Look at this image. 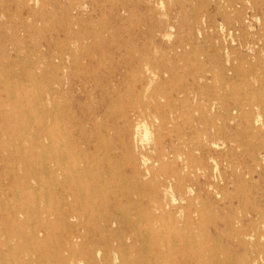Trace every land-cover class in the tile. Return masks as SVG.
Returning a JSON list of instances; mask_svg holds the SVG:
<instances>
[{"label": "rangeland", "instance_id": "374dc122", "mask_svg": "<svg viewBox=\"0 0 264 264\" xmlns=\"http://www.w3.org/2000/svg\"><path fill=\"white\" fill-rule=\"evenodd\" d=\"M238 1L28 0L25 3L21 0H0V256L5 258L3 262L0 259V264H85L79 259H84L87 249L101 250L108 264H127L128 261V264H264V228L253 230L254 227L249 226L254 223L252 215L264 217V112L260 101H255L256 98L264 99V0ZM83 4H89L90 7L76 13L75 8ZM122 64L127 67L120 70L119 65ZM117 70L119 72L115 73ZM215 71H219V74ZM19 89L27 93L29 103L18 98L16 91ZM10 90H13L14 96ZM113 105L114 108L116 105L119 107L116 106L114 110ZM251 108L255 119L245 117ZM44 109L42 114L41 110ZM28 110L32 113L31 121L26 115ZM134 110L142 114V122L140 128L135 129V150L132 149V156L125 142L126 130L132 125ZM96 111L92 117L91 114ZM52 112L53 115L50 114ZM3 116H6L5 119ZM41 118H45L49 134L54 132L55 136L44 138L40 130ZM194 129L199 132L197 141L204 147L192 161L201 170L198 185L189 194L190 199L164 197L158 193L159 190L150 189L148 185L139 187L133 179H126L128 182L125 180V176L131 174L129 166L134 160L137 164L144 156L152 161H157L164 154L172 156L174 150L184 149L182 137L187 142L191 141L190 133ZM89 135L96 138L95 149L90 146V142V145L86 143L90 140ZM99 137L101 140H98ZM90 147L96 151L93 160L90 158ZM55 156L63 158V163L57 164L53 159ZM103 156L105 159L101 158ZM91 165L104 171L106 186L103 188L90 187L86 174ZM69 171L74 172V179L65 176ZM124 191L131 195L120 196ZM70 214L75 217L74 220ZM8 217H11V222ZM152 222L156 225L153 226ZM231 222L233 225L237 222L235 226L242 227L246 224L243 228L246 231L249 229L247 232H250L251 237H238V230L231 227ZM15 224L22 228L19 230ZM69 227L78 235H84L85 242L73 246L65 253L69 254L67 261L61 262L54 250L62 247V241H67L63 229L69 233ZM31 229L46 232L47 236L37 240L32 237L27 242L26 236ZM28 246L34 248V255L39 254V247L45 250V261L37 262L36 256H33L29 262L26 252L31 249ZM100 258L91 260L89 264H103ZM251 259H254L253 262ZM107 263L104 261V264Z\"/></svg>", "mask_w": 264, "mask_h": 264}, {"label": "bare ground", "instance_id": "6f19581e", "mask_svg": "<svg viewBox=\"0 0 264 264\" xmlns=\"http://www.w3.org/2000/svg\"><path fill=\"white\" fill-rule=\"evenodd\" d=\"M21 1H23V2H27L28 0H21ZM57 1V0H56ZM73 1V0H72ZM150 1V0H149ZM207 1V0H206ZM238 1V0H237ZM242 1V0H241ZM35 2V1H34ZM210 2V1H209ZM218 2V1H217ZM232 1H230V3H231ZM239 2V1H238ZM208 3V2H207ZM222 3V2H221ZM229 3V2H228ZM156 4V3H155ZM214 4H215V2H214ZM219 4V3H218ZM42 4H40V6H41ZM195 5V4H194ZM225 5V4H224ZM259 5H261V4H259ZM1 6V5H0ZM17 6V5H16ZM40 6H39V8H40ZM87 6H89V4H83L82 6H79V7H76L75 8V10H76V13H78L80 10H82L83 8H86ZM219 6H220V4H219ZM226 6V5H225ZM230 6V5H229ZM262 6V5H261ZM90 7V6H89ZM196 7V6H195ZM227 7V6H226ZM12 8V7H11ZM39 8H38V10H39ZM42 8V7H41ZM44 8V7H43ZM221 8V7H220ZM53 9L54 8H52V11H53ZM150 9V8H149ZM229 9V8H228ZM262 9V8H261ZM45 10V9H44ZM43 10V11H44ZM47 10H48V8H47ZM63 10V9H62ZM137 10V9H136ZM199 10H200V8H199ZM37 11V10H36ZM230 11H231V9H230ZM234 11H235V9H234ZM224 12H225V8H224ZM223 12V13H224ZM232 12V11H231ZM241 12V11H240ZM38 13H40V11L38 12ZM44 13V12H43ZM47 13H49V11L47 12ZM202 13V12H201ZM210 13V12H209ZM229 12L227 11V14H228ZM245 13H246V11H245ZM91 15H92V13H90ZM139 14H140V11H139ZM142 14V13H141ZM198 14V13H197ZM220 14V13H219ZM50 15V14H49ZM115 15V14H114ZM201 15V14H200ZM199 15V16H200ZM229 15V14H228ZM240 15V14H239ZM263 15V14H262ZM28 16V15H27ZM36 16V15H35ZM166 16V15H165ZM230 16V15H229ZM236 16V15H235ZM237 16H238V14H237ZM242 16V15H241ZM49 17V16H48ZM122 17V16H121ZM262 17V16H261ZM245 18V17H244ZM247 18V17H246ZM227 20H228V18H226ZM233 19V18H232ZM262 19V18H261ZM103 20V19H102ZM236 20V19H235ZM242 20H244L243 18H242ZM20 21V20H19ZM67 22V21H66ZM201 22V21H200ZM233 22V21H232ZM235 22V21H234ZM233 22V23H234ZM26 23V22H25ZM64 23V22H63ZM89 23V22H88ZM101 23H102V21H101ZM100 23V24H101ZM168 23V22H167ZM193 23V22H192ZM214 23V22H213ZM217 23V22H216ZM231 23V22H230ZM232 23V25H234ZM244 23V22H243ZM264 23V22H263ZM4 24V23H3ZM6 24V23H5ZM24 24V23H23ZM91 24V26H93L92 25V23H90ZM99 24V23H98ZM262 24V23H261ZM65 25V24H64ZM83 25H84V23H83ZM96 25V24H95ZM103 25H104V23H103ZM227 25V24H226ZM264 25V24H263ZM97 26V25H96ZM210 26V25H209ZM216 26H218L217 24H216ZM235 26V25H234ZM4 27V26H3ZM34 27V26H33ZM169 27H171V26H169ZM246 27V26H245ZM260 27V26H259ZM4 29V28H3ZM38 29V28H37ZM99 29V28H98ZM216 29V28H215ZM214 29V30H215ZM223 29V28H222ZM233 29H234V27H233ZM170 30V29H169ZM203 30V29H202ZM221 30V29H220ZM244 30V29H243ZM260 30V29H259ZM101 31V30H100ZM99 31V32H100ZM210 31V30H209ZM99 32H98V36H99ZM220 32V31H219ZM222 32V31H221ZM244 32V31H243ZM247 31H245V33H246ZM90 33V32H89ZM101 33H102V31H101ZM210 33V32H209ZM231 33H232V31H231ZM235 34V33H234ZM264 34V33H263ZM84 35V34H83ZM163 35V34H162ZM169 35V34H168ZM246 35H247V33H246ZM101 36V35H100ZM114 36H116V35H114ZM206 36H207V34H206ZM97 38H99V37H97ZM135 38H136V35H135ZM260 38V37H259ZM83 39V38H82ZM189 39V38H188ZM105 40V39H104ZM169 40V39H168ZM229 40H230V38H229ZM233 40V39H232ZM60 41V40H59ZM198 41V40H197ZM220 41V40H219ZM231 41V40H230ZM84 42V41H83ZM83 42H81L82 44H83ZM101 42V41H100ZM144 43V42H143ZM215 43H216V41H215ZM230 43V42H229ZM7 44V43H6ZM92 44V43H91ZM225 44V43H224ZM25 45V44H24ZM93 45H94V43H93ZM101 45V44H100ZM215 45V44H214ZM221 45V44H220ZM233 45V44H232ZM240 45V44H239ZM238 45V46H239ZM6 46V45H5ZM16 46H18L17 44H16ZM158 46V45H157ZM207 46V45H206ZM149 47H150V45H149ZM222 47V46H221ZM241 47V46H240ZM83 48V47H82ZM159 48V47H158ZM220 48V47H219ZM6 49V48H5ZM81 49V48H80ZM160 49V48H159ZM194 49V48H193ZM196 49V48H195ZM222 49V48H221ZM227 49V48H226ZM235 49V48H234ZM241 49V48H240ZM261 49V48H260ZM168 50V49H167ZM218 50H220V49H218ZM231 50V49H230ZM19 51V50H18ZM166 51V50H165ZM27 52V51H26ZM26 52H25V54H26ZM204 52V51H203ZM219 52H221V51H219ZM240 52V51H239ZM16 53V52H15ZM22 53V52H21ZM233 53V52H232ZM235 53H237V52H235ZM8 54V53H7ZM62 54V53H61ZM217 54V53H216ZM215 54V55H216ZM250 54V53H249ZM18 55H19V53H18ZM36 55V54H35ZM64 55V54H63ZM227 55V54H226ZM239 55H240V53H239ZM245 55V54H244ZM246 55H248L247 54V52H246ZM258 55H259V53H258ZM128 56V55H127ZM229 56V55H228ZM218 57V56H217ZM258 57V56H257ZM260 57V56H259ZM20 58V57H19ZM39 58V57H38ZM208 58V57H207ZM216 58V57H215ZM242 58L243 57H241V59L240 60H242ZM262 58V57H261ZM21 59V58H20ZM27 59V58H26ZM217 59V58H216ZM246 60H247V58H245ZM244 59V60H245ZM18 60V59H17ZM29 60V59H28ZM53 60H55V59H53ZM78 60V59H77ZM219 60H221V58H219ZM240 60H237V61H240ZM19 61H21V60H19ZM232 61V60H231ZM255 61V60H254ZM15 62H17L18 63V61H15ZM59 62H61V60L59 61ZM220 62V61H219ZM222 62V61H221ZM245 62V61H244ZM250 62V61H249ZM258 62V61H257ZM20 63H22V61L20 62ZM20 63H19V65H20ZM41 63H42V61H41ZM235 63V62H234ZM205 64V63H204ZM211 64V63H210ZM213 64V63H212ZM220 64H222V63H220ZM240 64H241V62H240ZM243 64V63H242ZM251 64H252V62H251ZM250 64V65H251ZM26 65V64H25ZM146 65V64H145ZM150 65V64H149ZM237 65V64H236ZM244 65V64H243ZM247 65H248V63H247ZM249 65V66H250ZM263 65V64H262ZM21 66V65H20ZM50 66V65H49ZM110 66H112V65H110ZM147 66V65H146ZM222 66V65H221ZM234 66H235V64H234ZM248 66V67H249ZM258 66H259V62H258ZM264 66V65H263ZM15 67V66H14ZM18 67V66H17ZM22 67V66H21ZM127 67V65L126 64H122V65H119V68H120V70L121 69H123V68H126ZM134 67H135V64H134ZM220 67V66H219ZM237 67V66H236ZM254 67V66H253ZM141 68V67H140ZM221 68V67H220ZM256 68H257V65H256ZM22 69V68H21ZM142 69V68H141ZM215 69V68H214ZM214 69H213V71H214ZM224 69H225V67H224ZM236 69V68H235ZM240 69V68H239ZM245 69V68H244ZM250 69H251V67H250ZM250 69H248L249 71H251ZM35 70V69H34ZM223 70V69H222ZM226 70V69H225ZM228 70H230V69H228ZM233 70V69H232ZM241 70V69H240ZM247 70V71H248ZM255 70V69H254ZM258 70V69H257ZM260 70H261V67H260ZM12 71V70H11ZM33 71V70H32ZM99 71V70H98ZM116 71V70H115ZM136 71V70H135ZM246 71V72H247ZM248 71V72H249ZM259 71V70H258ZM261 71H263V70H261ZM13 72V71H12ZM35 72H36V70H35ZM119 72V70H117V72H115V73H118ZM219 71H215V73H218ZM234 72V71H233ZM257 72V71H256ZM34 73V72H33ZM37 73V72H36ZM55 73V72H54ZM99 73V72H98ZM224 73V72H223ZM242 73V72H241ZM23 74V73H22ZM114 74V73H113ZM219 74V73H218ZM226 74H227V72H226ZM250 74H252V73H250ZM254 74V73H253ZM259 74H261L260 72H259ZM37 75H38V73H37ZM50 75V74H49ZM110 75V74H109ZM223 75V74H222ZM237 75V74H236ZM246 75H248V73L246 74ZM258 75V74H257ZM217 76V75H216ZM223 76H225V75H223ZM242 76V75H241ZM245 76V75H244ZM260 76V75H259ZM21 77V76H20ZM24 77H26L25 75H24ZM45 77V76H44ZM202 77H204V76H202ZM237 77H238V75H237ZM236 77V78H237ZM240 77V76H239ZM262 77H264V76H262ZM62 78V77H61ZM245 78V77H244ZM29 79V78H28ZM27 79V80H28ZM223 79V78H222ZM239 79V78H238ZM26 80V81H27ZM37 80H38V78H37ZM138 80V79H137ZM243 80V79H242ZM261 80V79H260ZM263 80V79H262ZM25 81V82H26ZM47 81V80H46ZM226 81V80H225ZM228 81V80H227ZM252 81H253V79H252ZM32 82V81H31ZM96 82V81H95ZM94 82V83H95ZM132 82V81H131ZM235 82V81H234ZM245 82H246V80H245ZM259 82V81H258ZM263 82V81H262ZM33 83V82H32ZM224 83V82H223ZM233 83V82H232ZM248 82H246V84H247ZM24 84H26V83H24ZM54 84V83H53ZM228 84H229V82H228ZM231 85V84H230ZM238 85V84H237ZM248 85V84H247ZM263 85H264V83H263ZM53 86V85H52ZM56 86V85H55ZM60 87H61V84L59 85ZM66 86V85H65ZM134 86V85H133ZM164 86V85H163ZM223 86H224V84H223ZM222 86V87H223ZM242 86V85H241ZM253 86V85H252ZM261 86V85H260ZM11 87H13V84H12V86ZM112 87V86H111ZM232 87V86H231ZM44 88V87H43ZM248 88H250V87H248ZM255 87H253V89H254ZM258 88V87H257ZM262 88H263V86H262ZM14 89V88H13ZM62 89V88H61ZM115 89V88H114ZM142 89V88H141ZM144 89V88H143ZM223 89H225V87L223 88ZM235 89V88H234ZM243 89V88H242ZM264 89V88H263ZM47 90V89H46ZM57 90V89H56ZM55 90V91H56ZM60 90V89H59ZM91 90V89H90ZM188 90V89H187ZM237 90V89H236ZM240 90V89H239ZM11 91V90H10ZM13 91V90H12ZM10 92L11 93V95L12 96H14V92ZM101 91V90H100ZM142 91V90H141ZM226 91V90H225ZM231 91V90H230ZM261 91V90H260ZM264 91V90H263ZM262 91V92H263ZM49 92V91H48ZM48 92H46V93H48ZM43 93H44V91H43ZM101 93V92H100ZM128 93V92H127ZM261 93V92H260ZM16 94H17V96H18V98H20L21 99V101H23V102H26V103H29L30 102V99H29V97H28V95H27V93H25L24 92V90H22V89H19L18 91H16ZM229 94H231V93H229ZM31 95V94H30ZM58 95V94H57ZM114 95V94H113ZM32 96V95H31ZM44 96V95H43ZM15 97H16V95H15ZM36 97V96H35ZM45 97V96H44ZM60 97V96H59ZM116 97V96H115ZM131 97V96H130ZM133 97V96H132ZM141 97H142V95H141ZM146 97V96H145ZM158 97V96H157ZM260 97H261V95H260ZM43 98V97H42ZM254 98V97H253ZM37 99V98H36ZM49 99V98H48ZM66 99V98H65ZM158 99V98H157ZM181 99V98H180ZM14 100V99H13ZM33 100H34V98H33ZM32 100V101H33ZM43 100V99H42ZM53 100V99H52ZM61 100H64V99H61ZM229 100V99H228ZM233 100H234V98H233ZM38 101V100H37ZM40 101V100H39ZM38 101V102H39ZM111 101V100H110ZM223 101V100H222ZM255 101H260L259 103H261V108L263 109V112H264V99H255ZM36 102V101H35ZM53 102V101H52ZM64 102V101H63ZM116 102H118V101H116ZM116 102H114V104L116 103ZM120 102V101H119ZM118 102V103H119ZM143 102V101H142ZM219 102H221V101H219ZM46 103H48V101L46 102ZM122 103V102H121ZM221 103H223V102H221ZM248 103V102H247ZM51 104H53V103H51ZM59 104V103H58ZM66 104V103H65ZM110 104V103H109ZM117 104V103H116ZM131 104H133V103H131ZM137 104V103H136ZM236 104V103H235ZM257 104V103H256ZM35 105V104H34ZM54 105V104H53ZM122 106L124 105V104H121ZM125 105H126V103H125ZM124 105V106H125ZM139 105V104H138ZM234 105V104H233ZM241 105V104H240ZM19 106V105H18ZM92 106V105H91ZM117 106V105H116ZM116 106H115V108H116ZM35 107V106H34ZM117 107H119V106H117ZM27 108V107H26ZM38 108H40V107H38ZM38 108H37V110H38ZM47 108V107H46ZM62 108V107H61ZM113 108H114V105H113ZM114 108V110H116ZM67 109V108H66ZM92 109V108H91ZM72 110V109H71ZM71 110L69 111L68 110V112H71ZM109 110H111V109H109ZM176 110V109H175ZM44 111H45V109L44 110H41V113L43 114L44 113ZM65 111H67V110H65ZM145 111V110H144ZM181 111V110H180ZM249 112H247L246 113V115H245V117H247L248 119H255V115H254V113H253V111H252V108L251 109H249L248 110ZM22 112V111H21ZM20 112V116L22 115V113ZM36 112V111H35ZM107 112V111H106ZM117 112H119V111H117ZM128 112V111H127ZM140 112V111H139ZM233 112H235V110L233 111ZM39 113V112H38ZM58 113V112H57ZM63 113V112H62ZM96 113H97V111L96 112H93L92 114H91V116L92 117H94L95 115H96ZM109 113H111V112H109ZM169 113V112H168ZM183 113H185V112H183ZM222 113V112H221ZM50 114H52L53 115V112L52 113H50ZM60 114V113H59ZM67 114V113H66ZM66 114H64V115H66ZM107 114V113H106ZM118 114H120V113H118ZM124 114H125V111H124ZM26 115H27V117H29V119H30V121H31V118H33L32 117V113H31V110H28L27 112H26ZM37 115V114H36ZM141 115L142 114H140V113H137V111L135 112V110H134V113L132 114V125L131 126H129L130 128L129 129H127L126 130V135H127V140H126V142H125V145L127 146V147H129L130 149H131V151H130V153L132 154V156L134 155V147H135V137H136V134H135V129H136V127L139 129L140 127H139V125L141 124V120H140V118H141ZM172 115V114H171ZM230 115V114H229ZM260 115V114H259ZM61 116V115H60ZM59 116V117H60ZM63 116V115H62ZM72 116V115H71ZM105 116V115H104ZM108 116V115H107ZM106 116V117H107ZM111 117H113V115H110ZM165 116V115H164ZM194 116V115H193ZM231 116V115H230ZM5 117L6 116H3V118L5 119ZM49 117V116H48ZM47 117V118H48ZM91 117V118H92ZM102 117V116H101ZM128 117V116H127ZM90 118V117H89ZM88 118V119H89ZM227 118H229V116L227 117ZM45 119V118H44ZM44 119L43 118H41V122H40V130L42 131V133L44 134V138H46V139H48L50 136H52V135H54V132L50 135L49 134V131H50V129L47 127V125H46V123H45V121H44ZM108 119V118H107ZM187 119V118H186ZM233 119V118H232ZM231 119V120H232ZM7 120V119H6ZM112 120H114L113 118H112ZM117 120V119H116ZM146 120V119H145ZM155 120V119H154ZM229 120H230V118H229ZM22 121V120H21ZM96 121H97V119H96ZM101 121H102V119H101ZM104 121H105V119H104ZM123 121V120H122ZM148 121V120H147ZM223 121V120H222ZM136 122V123H135ZM232 122H233V120H232ZM244 122H245V120H244ZM253 122H255V121H253ZM50 123V122H49ZM97 123H98V121H97ZM103 123H105V122H103ZM122 123H124V122H122ZM236 123V122H235ZM246 123V122H245ZM258 123V122H257ZM144 124V123H143ZM157 124H159V123H157ZM248 124H249V122H248ZM29 125H30V123H29ZM50 125V124H49ZM98 125V124H97ZM104 125V124H103ZM119 125V124H118ZM122 125H124V124H122ZM251 125V124H250ZM253 125V124H252ZM262 125V124H261ZM105 126V125H104ZM103 126V127H104ZM154 126V125H153ZM260 126V125H259ZM258 126V127H259ZM82 127H83V125H82ZM100 127V126H99ZM124 127V126H123ZM122 127V128H123ZM162 128L164 127V126H161ZM252 127V126H251ZM257 127V128H258ZM261 127V126H260ZM22 128V127H21ZM28 128V127H27ZM27 128H26V130H27ZM105 128H107V127H105ZM119 128V127H118ZM121 128V130H123ZM161 128V129H162ZM236 128V127H235ZM238 128V127H237ZM245 128V127H244ZM250 128V127H249ZM256 128V129H257ZM102 129V128H101ZM110 129H111V127H110ZM149 129V128H148ZM158 129V128H157ZM164 129V128H163ZM163 129H162V131H163ZM255 129V130H256ZM49 130V131H48ZM89 130V129H88ZM95 130V129H94ZM108 130V129H107ZM224 130V129H223ZM258 130V129H257ZM263 130V129H262ZM149 131V130H148ZM168 131V130H167ZM230 131V130H229ZM228 131V132H229ZM260 131V130H259ZM259 131H257L258 132V134H259ZM92 132V131H91ZM120 132V131H119ZM262 132V131H261ZM25 133V132H24ZM198 130L196 129H194L191 133H190V139L189 140H191L190 142H187L186 141V138L185 137H182L181 139L183 140V147H184V149L183 150H174L173 152H172V156L171 155H169V154H164L163 155V157L162 158H159L157 161H152V160H150V158H148V157H145L144 155V157H142V159L141 160H139V162H136L137 164H135V160L133 161V163L129 166L130 167V176H125V180L126 179H133L135 182V184H136V186H139V187H145V185H148V187L150 188V189H155V190H159V192L158 193H160V194H162L164 197H169V196H171V197H175V196H180L181 198H182V200H188V199H190L189 197V194L190 193H193V191H194V189H193V187L196 185H198V181H197V179H198V177H199V171L201 170V167H198V166H196V165H194V163H192V161H193V158H196L197 157V154L199 153V152H201V150H202V148L204 147H202L201 146V144L199 143V141H197V139H198ZM239 133V132H238ZM84 134V133H83ZM90 134V133H89ZM107 134H109V133H107ZM261 134V133H260ZM24 135H26V134H24ZM32 135V134H31ZM57 135H59V133L57 134ZM63 135H65V134H63ZM70 135V134H69ZM4 136V135H3ZM55 136V135H54ZM98 136V135H97ZM121 136V135H120ZM184 136V135H183ZM224 136V135H223ZM254 136V135H253ZM261 136V135H260ZM260 136H259V139H260ZM262 136H264V135H262ZM11 137V136H10ZM28 137V136H27ZM62 137V136H61ZM119 137V136H118ZM139 137V136H138ZM236 137H237V135H236ZM12 138V137H11ZM34 138V137H33ZM32 138V139H33ZM56 138V137H55ZM89 138H90V140H88V142H86V143H88L89 144V142H90V146H92L94 149H95V147H96V144L94 145V141L96 142V138L94 139V137L93 136H90L89 135ZM123 138H124V136H123ZM14 139V138H13ZM35 139V138H34ZM40 139V138H39ZM39 139L37 140V141H39ZM87 139V138H86ZM147 139V138H146ZM238 139V138H237ZM240 139V138H239ZM259 139H258V141H259ZM16 140V139H15ZM18 140V139H17ZM66 140V139H65ZM98 140H101L100 139V137H99V139ZM124 140V139H123ZM172 140V139H171ZM241 140V139H240ZM252 140H254L253 138H252ZM20 141V140H19ZM18 141V142H19ZM106 141V140H105ZM111 141V140H110ZM115 141V140H114ZM249 141V140H248ZM263 141V140H262ZM20 142H22V141H20ZM34 142V141H33ZM40 142V141H39ZM59 142H61L62 143V141H59ZM109 142V141H108ZM113 142V141H112ZM16 143V142H15ZM105 143V142H104ZM162 143V142H161ZM180 143V142H179ZM248 143V142H247ZM253 143V142H252ZM263 143V142H262ZM19 144V143H18ZM18 144H16V146L18 145ZM49 144V143H48ZM82 144V143H81ZM108 144V143H107ZM111 144V143H110ZM117 144V143H116ZM190 144H192V145H190ZM205 144V143H204ZM243 144V143H242ZM246 144V143H245ZM259 144H260V141H259ZM258 144V145H259ZM12 145H13V142H12ZM47 145V144H46ZM50 145V144H49ZM98 145H101L102 146V144H98ZM114 145V144H113ZM252 145V144H251ZM258 145L257 146H255V147H258ZM21 146V145H20ZM27 146V145H26ZM37 146H39L38 144H37ZM57 146H58V143H57ZM111 146H112V144H111ZM110 146V147H111ZM119 146V145H118ZM117 146V147H118ZM148 146V145H147ZM211 146V145H210ZM243 146H244V144H243ZM260 146V145H259ZM13 147V146H12ZM22 147V146H21ZM62 147V146H61ZM86 147V146H85ZM107 147H109L108 145H107ZM107 147H106V151H107ZM114 147V146H113ZM121 147V146H120ZM123 147H124V145H123ZM224 147V146H223ZM253 147H254V145H253ZM253 147H251V148H253ZM53 148V147H52ZM51 148V149H52ZM56 148V147H55ZM67 147H65V149H66ZM80 148V147H79ZM88 149H89V147H87ZM91 148V147H90ZM93 148H91V151H90V158H92V160L94 159V155L96 154V151L94 152V149ZM112 148V147H111ZM115 148V147H114ZM162 148V147H161ZM208 148H209V146H208ZM15 149V148H14ZM42 149V148H41ZM97 150H98V148H96ZM109 149V148H108ZM117 149V148H116ZM125 149V148H124ZM123 149V150H124ZM132 149H134L133 151H132ZM231 149V148H230ZM254 149V148H253ZM33 150V149H32ZM57 150V149H56ZM80 150V149H79ZM120 150V149H119ZM122 150V149H121ZM209 150H210V148H209ZM242 150V149H241ZM245 150V149H244ZM247 150V149H246ZM255 150V149H254ZM52 151V150H51ZM67 151V150H66ZM75 151V150H74ZM85 151V150H84ZM110 151V150H109ZM112 151V150H111ZM41 152V151H40ZM46 152V151H45ZM53 152V151H52ZM51 152V153H52ZM88 152V151H87ZM121 152V151H120ZM125 152V151H124ZM160 152V151H159ZM221 152V151H220ZM8 153V152H7ZM18 153V152H17ZM22 153H23V151H22ZM27 153H28V151H27ZM32 153H34V152H32ZM42 153V152H41ZM44 153V152H43ZM50 153V154H51ZM81 153V152H80ZM107 153H108V151H107ZM111 153V152H110ZM127 153V152H126ZM125 153V154H126ZM166 153V152H165ZM230 153V152H229ZM228 153V154H229ZM20 154V153H19ZM66 154V153H65ZM77 154V153H76ZM75 154V155H76ZM81 154H83V153H81ZM100 154H101V152H100ZM109 154V153H108ZM122 154V153H121ZM227 154V155H228ZM248 154V153H247ZM254 154V153H253ZM28 155V154H27ZM31 155V154H30ZM45 155V154H44ZM58 155H59V151H58ZM111 155H113V154H111ZM248 155H250V153L248 154ZM21 156H22V154H21ZM79 156H81V155H79ZM78 156V157H79ZM114 156V155H113ZM126 157H127V154L125 155ZM242 156V155H241ZM256 156H258V155H256ZM17 157V156H16ZM15 157V158H16ZM35 157V156H34ZM53 157V156H52ZM70 157V156H69ZM97 157V156H96ZM110 157V156H109ZM122 157V156H121ZM124 157V156H123ZM253 157V156H252ZM260 157V156H259ZM8 158V157H7ZM21 158H23V157H21ZM73 158V157H72ZM101 158H104L105 159V157L103 156V157H101ZM100 158V159H101ZM115 158V157H114ZM24 159V158H23ZM46 159H47V157H46ZM54 160H55V162L57 163V164H60L64 159L63 158H60V157H56L55 156V158H53ZM111 159V158H110ZM121 159V158H120ZM127 159V158H126ZM130 159V158H129ZM249 159V158H248ZM250 159H251V157H250ZM113 160H115V159H113ZM119 160V159H118ZM133 160V159H132ZM131 160V161H132ZM252 160V159H251ZM88 161V160H87ZM125 161V160H124ZM179 161L181 162L180 164H179ZM261 161V160H260ZM11 162V161H10ZM13 162V161H12ZM36 162H38V161H36ZM48 162V161H47ZM54 162V163H55ZM90 162V161H89ZM92 162V161H91ZM90 162V163H91ZM102 162V161H101ZM100 162V163H101ZM111 162H115V161H111ZM243 162H245V161H243ZM252 162H253V160H252ZM6 163V162H5ZM44 163V162H43ZM63 163V162H62ZM61 163V164H62ZM68 163H69V161H68ZM68 163H67V165H68ZM88 163V162H87ZM121 163V162H120ZM261 163H263V162H261ZM8 164V163H7ZM13 164H15V163H13ZM70 164V163H69ZM112 164V163H111ZM125 164V163H124ZM175 165V166H173V168H169V167H167L168 165L170 166V165ZM255 164V163H254ZM6 165V164H5ZM46 165V164H45ZM45 165H43V167L45 166ZM55 165V164H54ZM86 165V164H85ZM104 165V164H103ZM113 165V164H112ZM117 165V164H116ZM123 165V164H122ZM157 165H159V166H157ZM247 165V164H246ZM16 166V165H15ZM53 166V165H52ZM63 166V165H62ZM65 166V165H64ZM83 166H84V164H83ZM82 166V167H83ZM161 166V167H160ZM206 166V165H205ZM49 167V166H48ZM67 167V166H66ZM68 167H69V165H68ZM116 167V166H115ZM157 167H158V171H157ZM217 167V166H216ZM215 167V168H216ZM255 167V166H254ZM5 168V167H4ZM23 168V167H22ZM77 168V167H76ZM97 169H95L94 168V166H89V169H88V171H87V177H88V183H89V185H90V187L92 188V189H94L95 187L96 188H103L104 186H106V183H105V180H104V171L102 172V171H100V168L98 169V167H96ZM114 168V167H113ZM167 170H166V169ZM214 168V169H215ZM43 169V168H42ZM213 169V170H214ZM217 169V168H216ZM62 170H63V168H62ZM65 170V169H64ZM113 170V169H112ZM118 170V169H117ZM121 170V169H120ZM242 170V169H241ZM81 171V170H80ZM79 171V172H80ZM83 171V170H82ZM115 171V170H114ZM122 171H124V170H122ZM160 171H162V173H160ZM205 171V170H204ZM74 172H76V169H75V171ZM73 172V173H74ZM216 172V171H215ZM251 172H252V169H251ZM73 173L71 172V171H69L68 173H67V175H65V176H67V178L68 179H74V176H73ZM81 173V172H80ZM241 173V172H240ZM12 174H13V172H12ZM35 174V173H34ZM33 174V175H34ZM62 174H64V173H62ZM83 174V173H82ZM57 175V174H56ZM124 175V174H123ZM249 175H250V173H249ZM260 175V174H259ZM258 175V176H259ZM22 176H24V175H22ZM60 176V175H59ZM58 176V177H59ZM76 176V175H75ZM104 176V177H103ZM232 176V175H231ZM235 176V175H234ZM244 176V178H245V175H243ZM242 176V177H243ZM52 177H54L55 178V176H52ZM86 177V178H87ZM240 177V176H239ZM2 178V177H1ZM38 178V177H37ZM61 179L63 178V177H60ZM76 178H77V176H76ZM118 178V177H117ZM216 178V177H215ZM248 178V177H247ZM58 179V178H57ZM60 180V179H59ZM83 180V179H82ZM121 180H123L122 178H121ZM242 179H240L239 181H241ZM28 181V180H27ZM38 181V180H37ZM45 181V180H44ZM61 181V180H60ZM127 181V180H126ZM130 181V180H129ZM147 181V182H146ZM244 181V180H243ZM252 181V180H251ZM128 182V181H127ZM208 182H209V179H208ZM66 183V182H65ZM26 184V183H25ZM42 184V183H41ZM76 184H77V182H76ZM205 184V183H204ZM203 184V185H204ZM236 184V183H235ZM240 184V183H239ZM252 184V183H251ZM4 185V184H3ZM10 185V184H9ZM20 184H18V186H19ZM29 185V184H28ZM45 185V184H44ZM65 185V184H64ZM216 185V184H215ZM249 184H247V186H248ZM38 186V185H37ZM39 186H41V185H39ZM113 186H114V184H113ZM113 186H110V187H113ZM125 186V185H124ZM218 186V185H217ZM229 186V185H228ZM34 187V186H33ZM36 187V186H35ZM79 187H80V185H79ZM82 187V186H81ZM118 187V186H117ZM213 187V186H212ZM212 187H210V188H212ZM237 187H238V182H237ZM244 187V186H243ZM1 188V187H0ZM11 188V187H10ZM20 188V187H19ZM43 188V187H42ZM200 188V187H199ZM207 188V187H206ZM255 188V187H254ZM259 188V187H258ZM15 189V188H14ZM25 189V188H24ZM53 189V188H52ZM132 189V188H131ZM228 189V188H227ZM226 189V190H227ZM238 189V188H237ZM240 189V188H239ZM243 189V188H242ZM247 189H248V187H247ZM257 189V188H256ZM5 190H7V189H5ZM12 189H10V191H11ZM37 190H38V188H37ZM44 190V189H43ZM45 190H46V188H45ZM70 190H72V188L70 189ZM69 190V191H70ZM139 190H140V188H139ZM221 190V189H220ZM241 190V189H240ZM18 190L16 189V192H17ZM68 191V192H69ZM146 191V190H145ZM262 191V190H261ZM8 192V191H7ZM42 192V191H41ZM43 192H45L46 193V191H43ZM52 192V191H51ZM110 192V191H109ZM201 192V191H200ZM211 192V191H210ZM231 192V191H230ZM243 192V191H242ZM247 192V191H246ZM248 192H249V190H248ZM263 192V191H262ZM18 193V192H17ZM69 193H71V191L69 192ZM209 193V192H208ZM251 193V192H250ZM20 194H22V193H20ZM34 194H35V192H34ZM33 194V195H34ZM36 194H38V193H36ZM35 194V195H36ZM252 194V193H251ZM258 194V193H257ZM256 194V195H257ZM2 195V194H1ZM0 195V196H1ZM16 195H18V194H16ZM98 195V194H97ZM124 195H126L127 197L128 196H130L131 194L127 191H124V192H122L121 194H120V196H124ZM255 195V194H254ZM26 196V195H25ZM251 196V195H250ZM261 196V195H260ZM23 197V196H22ZM37 197V196H36ZM86 197V196H85ZM216 197H217V195H216ZM18 198V197H17ZM48 199H49V197H47ZM116 198V197H115ZM117 198H119L118 196H117ZM203 198V197H202ZM3 199V198H2ZM19 199V198H18ZM36 199V198H35ZM40 199V198H39ZM81 199H83V198H81ZM204 199V198H203ZM219 199V198H218ZM223 199V198H222ZM9 200V199H8ZM8 200H7V202H8ZM91 200H93V199H91ZM159 200V199H158ZM46 201V200H45ZM50 201V200H49ZM71 201H74V200H71ZM131 201H132V199H131ZM133 201H134V198H133ZM139 201V200H138ZM137 201V202H138ZM220 201V200H219ZM5 203H6V201H4ZM25 202V201H24ZM136 202V203H137ZM177 202V201H176ZM188 202V201H187ZM11 203H13V202H11ZM47 203V202H46ZM45 203V204H46ZM50 203V202H49ZM55 203H56V201H55ZM54 203V204H55ZM81 203H82V201H81ZM116 203V202H115ZM91 204V203H90ZM100 204V203H99ZM108 204V203H107ZM128 204V203H127ZM219 204V203H218ZM224 204V203H223ZM231 204V203H230ZM264 204V203H263ZM1 205V204H0ZM82 205V204H81ZM80 205V206H81ZM135 205V204H134ZM133 205V206H134ZM165 205V204H164ZM262 205V204H261ZM166 206H168V205H166ZM165 206V207H166ZM137 207V206H136ZM135 207V208H136ZM140 207V206H139ZM155 207V206H154ZM207 207V206H206ZM245 207V206H244ZM247 207V206H246ZM264 207V206H263ZM5 208H7V207H5ZM27 208V207H26ZM68 208V207H67ZM74 208V207H73ZM85 207H83V205H82V209H84ZM127 208V207H126ZM134 208V209H135ZM143 208V207H142ZM141 208V209H142ZM164 208V207H163ZM208 208V207H207ZM261 208H262V206H261ZM55 209V208H54ZM139 209V208H138ZM141 209H140V211H141ZM151 209V208H150ZM153 209V208H152ZM235 209V208H234ZM263 209V208H262ZM21 210V209H20ZM56 210V209H55ZM116 210V209H115ZM121 210V209H120ZM195 210V209H194ZM198 210V209H197ZM13 211V210H12ZM22 211V210H21ZM24 211V210H23ZM46 211V210H45ZM69 211H71V210H69ZM78 211V210H77ZM92 211H93V209H92ZM131 211H132V209H131ZM150 211V210H149ZM154 211V210H153ZM206 211V210H205ZM49 212V211H48ZM65 212H67V209H66V211ZM100 212V211H99ZM154 212H156V211H154ZM236 212H238L237 210H236ZM71 213H72V211H71ZM120 213V212H119ZM179 213V212H178ZM214 213V212H213ZM261 213V212H260ZM6 214H8V213H6ZM5 214V215H6ZM65 214V213H64ZM67 214H68V212H67ZM95 214V213H94ZM104 214V213H103ZM124 214H126V212L124 213ZM146 214V213H145ZM167 214V213H166ZM255 214H256V212H255ZM264 214V213H263ZM16 215H17V213H16ZM66 215V214H65ZM64 215V216H65ZM78 215V214H77ZM127 215V214H126ZM147 215V214H146ZM157 215V214H156ZM178 215V214H177ZM206 215V214H205ZM211 215V214H210ZM70 216H71V218L74 220L75 219V217H73L71 214H70ZM137 216H139V215H137ZM148 216V215H147ZM150 216V215H149ZM152 216V215H151ZM167 216V215H166ZM207 216V215H206ZM214 216V215H213ZM218 216H219V214H218ZM7 217V216H6ZM47 217V216H46ZM62 217V216H61ZM66 217V216H65ZM92 217V216H91ZM94 217V216H93ZM92 217V218H93ZM136 217V216H135ZM134 217V218H135ZM154 217H155V215H154ZM158 217V216H157ZM163 217V216H162ZM212 217V216H211ZM254 217H256V220H255V218ZM117 218V217H116ZM134 218H133V221H134ZM137 218H139V217H137ZM151 218V217H150ZM213 218V217H212ZM211 218V219H212ZM219 218V217H218ZM239 218H241L240 217V215H239ZM7 219V218H6ZM80 219V218H79ZM83 219V218H82ZM95 218H93V220H94ZM119 220H120V218H118ZM136 219V218H135ZM139 219H141V218H139ZM166 219V218H165ZM174 219V218H173ZM214 219V218H213ZM212 219V220H213ZM222 219H224L223 217H222ZM8 220H9V222H11L12 221V219H11V217H8ZM16 220H17V218H16ZM92 220V221H93ZM143 220V219H142ZM145 220H147V218L145 219ZM172 220V219H171ZM170 220V221H171ZM233 220V219H232ZM251 220H252V222H254V223H251L252 225H249L250 227H254L253 228V230H261V229H263L264 228V217L262 218V217H260V216H257V214L256 215H252V218H251ZM250 220V221H251ZM1 221H2V217H1ZM97 221V220H96ZM122 221H123V219H122ZM132 221V220H131ZM137 221H138V219H137ZM194 221V220H193ZM214 221V220H213ZM237 221V220H236ZM240 221V220H239ZM249 221V222H250ZM23 222H26L25 220L23 221ZM140 222V221H139ZM234 222V221H233ZM241 222H242V220H241ZM0 223H2V222H0ZM16 223V222H15ZM29 223V222H28ZM82 223V222H81ZM93 223V222H92ZM101 223V222H100ZM114 223V222H113ZM133 224H134V222H132ZM138 223V222H137ZM143 223V222H142ZM157 223V222H156ZM161 223V222H160ZM173 223H174V221H173ZM205 223V222H204ZM216 223V222H215ZM232 223V222H231ZM235 223H237V222H235ZM235 223H234V225H233V223L231 224V227H233V228H235L236 230H238L236 233V235H238V237H241V238H245L246 239V237H248V236H250V232H249V234H248V232L247 231H249V229L246 231L243 227L246 225H244L243 227L242 226H235ZM18 224V223H17ZM32 224V223H31ZM86 224V223H85ZM96 223H94L93 224V226L95 225ZM98 224V223H97ZM118 224V223H117ZM152 224H153V222H152ZM1 225V224H0ZM4 225V224H3ZM16 225V224H15ZM24 225H26V224H24ZM34 225V224H33ZM76 225V224H75ZM74 225V226H75ZM81 225V224H80ZM100 225V224H99ZM124 225V224H123ZM156 225V224H155ZM154 224H153V226H155ZM242 225V224H241ZM17 226V225H16ZM133 226V225H132ZM141 226H143V225H141ZM147 226V225H146ZM145 226V227H146ZM180 226V225H179ZM186 226H188V225H185V227ZM216 226H217V224H216ZM10 227H12V226H10ZM18 227V226H17ZM73 227V226H72ZM92 227V226H91ZM97 227V226H96ZM100 227V226H99ZM103 227V226H102ZM105 227V226H104ZM103 227V228H104ZM113 227V226H112ZM172 227V226H171ZM22 228V226H20L19 225V227H18V229L20 230ZM27 228V227H26ZM32 228V227H31ZM70 228V227H69ZM85 228V227H84ZM139 228V227H138ZM155 228V227H154ZM178 228V227H177ZM221 228V227H220ZM5 229V228H4ZM28 229V228H27ZM97 229V228H96ZM134 229H135V227H134ZM217 229H218V227H217ZM2 230V229H1ZM11 231H13L12 230V228L10 229ZM25 230V229H24ZM88 230V229H87ZM98 230V229H97ZM107 230V229H106ZM141 230V229H140ZM147 230H149V228L147 229ZM181 230H182V228H181ZM10 231V232H11ZM63 235H66L67 234V241H62L63 242V244H62V247H59V248H57V249H55L54 250V253L59 257V259L61 260V262H63V260L64 261H67V259H68V255L67 254H65L67 251H70V249L73 247V246H75V245H77V246H79V245H81V243H84L85 242V239H84V235H78L77 233H75L74 232V229L73 228H70V232L69 233H66V230L65 229H63ZM94 231V230H93ZM100 231H102L101 229H100ZM110 231V230H109ZM117 231V230H116ZM121 231H123V230H121ZM133 231V230H132ZM134 231H136V230H134ZM185 231V230H184ZM183 231V232H184ZM16 232H19V231H16ZM34 232V233H33ZM91 232V231H90ZM153 232H154V230H153ZM168 232V231H167ZM166 232V233H167ZM186 232V231H185ZM228 232H230V231H228ZM227 232V233H228ZM2 233H3V230H2ZM8 233H9V231H8ZM26 233V232H25ZM94 232H92V234H93ZM126 233V232H125ZM136 233V232H135ZM6 234V233H5ZM18 234V233H17ZM90 234V233H89ZM127 234V233H126ZM146 235H147V233H145ZM159 234H160V232H159ZM162 234V233H161ZM229 234V233H228ZM231 234V233H230ZM260 234V233H259ZM0 235H2V234H0ZM12 235V234H11ZM19 235V234H18ZM25 235V234H24ZM108 235H109V233H108ZM111 235H113V234H111ZM137 235H138V233H137ZM141 235H143V234H140V236ZM175 235V234H174ZM232 235V234H231ZM5 236V235H4ZM3 236V237H4ZM8 236H10V235H8ZM21 236V234L19 235V237ZM45 236H47V233L46 232H43V231H41V230H36V229H31V231H29L28 233H27V238H28V241L27 242H30L31 240H32V237H35V239L37 240V239H42V238H44ZM89 236V235H88ZM139 236V235H138ZM149 236V235H148ZM154 236V235H153ZM183 236V235H182ZM117 237V236H116ZM189 237V236H188ZM237 237V236H236ZM251 237V236H250ZM260 237H261V235H260ZM259 237V238H260ZM14 238V237H13ZM106 238V237H105ZM128 238V237H127ZM155 238V237H154ZM181 238V237H180ZM186 238V237H185ZM222 238V237H221ZM229 238V237H228ZM3 239V238H2ZM7 239H9V238H7ZM16 239H17V237H16ZM21 239H23V237L21 238ZM101 239H102V237H101ZM140 239V238H139ZM220 239V238H219ZM219 239H218V241H219ZM1 240V239H0ZM5 240V239H4ZM13 240V239H12ZM109 240V239H108ZM131 240H133V238L131 239ZM182 240V239H181ZM192 240V239H191ZM190 240V241H191ZM231 240V239H230ZM157 241V240H156ZM163 241V240H162ZM183 242H184V240H182ZM222 241H223V239H222ZM232 241V240H231ZM105 242V241H104ZM140 242H141V240H140ZM187 242V241H186ZM185 242V243H186ZM216 242H217V240H216ZM1 243V242H0ZM9 243V242H8ZM21 242H19V244H20ZM26 243V242H25ZM24 243V244H25ZM122 243H123V241H122ZM131 243V242H130ZM189 243V242H188ZM193 243V242H192ZM3 244V243H2ZM11 244V243H10ZM13 244V243H12ZM126 244H128V243H126ZM140 244H142V243H140ZM180 244V243H179ZM194 244H195V242H194ZM208 244V243H207ZM263 244V243H262ZM4 245V244H3ZM2 245V246H3ZM6 245V244H5ZM95 245V244H94ZM112 245H114V246H116L115 244H112ZM124 245V244H123ZM142 245H144V244H142ZM141 245V246H142ZM197 245V244H196ZM230 245V244H229ZM228 245V246H229ZM1 246V247H2ZM7 246V245H6ZM16 246V245H15ZM44 246H47V245H44ZM107 246V245H106ZM109 246V245H108ZM181 246V245H180ZM184 246V245H183ZM218 246V245H217ZM19 247V246H18ZM29 247V246H28ZM133 247V246H132ZM131 247V248H132ZM143 247V246H142ZM177 247L179 248V246L177 245ZM195 247V246H194ZM198 247V246H197ZM225 247V246H224ZM260 247V246H259ZM9 248V247H8ZM23 248V247H22ZM21 248V249H22ZM32 248V246L31 247H29L28 249H31ZM95 248V247H94ZM107 248V247H106ZM110 248V247H109ZM129 248V247H128ZM208 248V247H207ZM217 248H219V247H217ZM262 248V247H261ZM260 248V249H261ZM38 249V251H39V254L38 255H34V254H32V251L34 250V248L33 249H31V250H29V251H27L26 253H27V255L29 256V258H30V260H29V262H31L32 261V259H33V256H36V261L38 262V261H40V260H44V253H46V251L45 250H43L42 248H37ZM113 249V248H112ZM151 249V248H150ZM264 249V248H263ZM110 250V249H109ZM128 250V249H127ZM152 250V249H151ZM196 250V249H195ZM230 250V249H229ZM228 250V251H229ZM11 251H13V250H11ZM15 251H17V250H15ZM80 251V250H79ZM130 251V250H129ZM184 251V250H183ZM234 251H235V249H234ZM244 251H245V249H244ZM251 251V250H250ZM257 251V250H256ZM1 252H3V251H1ZM34 252V251H33ZM107 252V251H106ZM116 252V251H115ZM143 252V251H142ZM154 253H155V251H153ZM166 252V251H165ZM211 252V251H210ZM231 252V251H230ZM229 252V253H230ZM263 252V250L261 251V253ZM6 253V252H5ZM20 253V252H19ZM160 253V252H159ZM163 253H164V251H163ZM162 253V254H163ZM219 253V252H218ZM222 253H224L223 251H222ZM228 253V254H229ZM260 253V252H259ZM3 254V253H2ZM77 254V253H76ZM80 254H81V252H80ZM105 254V253H104ZM170 254H171V252H170ZM193 254V253H192ZM227 254V253H226ZM1 255V254H0ZM4 255V254H3ZM8 255V254H7ZM11 255V254H10ZM23 255V254H22ZM86 256L84 257V259H79V261L80 262H84L85 264H89V262L91 261V260H93V259H98V258H100V261H103V264H104V261L107 263V260H106V256H102L101 255V250H95V249H87V253L85 254ZM134 255V254H133ZM146 254H144V256H145ZM201 255V254H200ZM229 255H231V254H229ZM228 255V257H230ZM245 255H247V254H245ZM260 255H262V254H260ZM6 256V255H5ZM17 256V255H16ZM19 256V255H18ZM126 256V255H125ZM147 256V255H146ZM145 256V257H146ZM166 256H167V254H166ZM239 256V255H238ZM248 256V255H247ZM23 257V256H22ZM127 257V256H126ZM133 257V256H132ZM144 257V258H145ZM168 257H169V255H168ZM249 257V256H248ZM254 257V256H253ZM4 256L1 258V256H0V259H2V262L4 261ZM18 258V257H17ZM81 258V257H80ZM83 258V257H82ZM125 258V257H124ZM123 258V259H124ZM154 258V257H153ZM214 258V257H213ZM225 258H226V256H225ZM232 258V257H231ZM239 258V257H238ZM245 258V257H244ZM247 258V257H246ZM14 259V258H13ZM142 259V258H141ZM171 259V258H170ZM169 259V260H170ZM240 259H242L241 257H240ZM247 259H249V258H247ZM259 259V258H258ZM18 260H19V258H18ZM54 260H56V259H54ZM71 260V259H70ZM73 260V259H72ZM124 260H127V259H124ZM131 260H132V258H131ZM134 260H135V258H134ZM172 260H173V258H172ZM214 260V259H213ZM222 260V259H221ZM221 260H220V262H221ZM252 260V259H251ZM251 260H249V261H251ZM254 260V259H253ZM253 260L251 261V262H253ZM257 260V258L255 259V261ZM260 260V259H259ZM13 261V260H12ZM20 261V260H19ZM35 261V262H36ZM45 261V260H44ZM78 261V262H79ZM171 261V260H170ZM203 261V260H202ZM234 261H236V260H234ZM22 262V261H21ZM50 262V261H49ZM110 262V261H109ZM129 262V261H128ZM128 262H127V264H128ZM19 263V262H18ZM135 263H136V260H135ZM151 263V262H150ZM168 263V262H167ZM3 264V263H2ZM38 264V263H37ZM45 264V263H44ZM52 264V263H51ZM76 264V263H75ZM108 264V263H107ZM152 264V263H151ZM162 264V263H161ZM182 264V263H181ZM244 264V263H243ZM246 264V263H245ZM248 264V263H247ZM252 264H254V263H252Z\"/></svg>", "mask_w": 264, "mask_h": 264}]
</instances>
